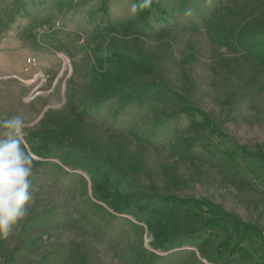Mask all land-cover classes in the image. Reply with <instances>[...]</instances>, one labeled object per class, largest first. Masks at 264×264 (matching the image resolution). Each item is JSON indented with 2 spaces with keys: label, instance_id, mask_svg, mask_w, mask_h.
I'll use <instances>...</instances> for the list:
<instances>
[{
  "label": "rangeland",
  "instance_id": "obj_1",
  "mask_svg": "<svg viewBox=\"0 0 264 264\" xmlns=\"http://www.w3.org/2000/svg\"><path fill=\"white\" fill-rule=\"evenodd\" d=\"M154 1L0 0V119L36 157L0 264H264V0Z\"/></svg>",
  "mask_w": 264,
  "mask_h": 264
},
{
  "label": "clouds",
  "instance_id": "obj_2",
  "mask_svg": "<svg viewBox=\"0 0 264 264\" xmlns=\"http://www.w3.org/2000/svg\"><path fill=\"white\" fill-rule=\"evenodd\" d=\"M151 4L152 0H135L131 12L137 13ZM25 127L18 115L0 119V239L7 238L28 216L34 198L31 177L36 157L24 147Z\"/></svg>",
  "mask_w": 264,
  "mask_h": 264
},
{
  "label": "trees",
  "instance_id": "obj_3",
  "mask_svg": "<svg viewBox=\"0 0 264 264\" xmlns=\"http://www.w3.org/2000/svg\"><path fill=\"white\" fill-rule=\"evenodd\" d=\"M133 2H135V0H133ZM155 9H157L156 2L154 0H152V4L149 8L140 10L138 13L140 14L141 18H146V17L150 18L154 15ZM183 112L188 116H195L197 114V112H194L193 110L187 109V108H185V110ZM193 125H196V123H194ZM204 226L205 227L203 228V231H206V229L207 230L210 229L212 231L211 232L212 237H214V235L216 233H218L219 230H223L222 226L219 224V222L215 221V220H214V222H211V221L206 222L204 224ZM228 234H230V233H228ZM242 248H243L242 245L236 244V243L234 244L233 241L232 242H223L217 246V248L215 249V252L218 251V255L221 257L225 256L226 254L233 255L234 253H237V252H238V254H240V256H243L246 253V251H244V249H242ZM207 256L208 257L213 256V252L212 251L207 252Z\"/></svg>",
  "mask_w": 264,
  "mask_h": 264
}]
</instances>
